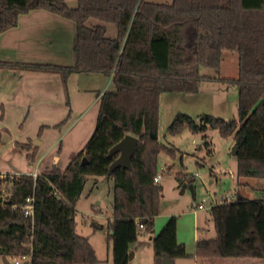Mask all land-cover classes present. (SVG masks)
I'll return each instance as SVG.
<instances>
[{"label": "trees", "instance_id": "trees-1", "mask_svg": "<svg viewBox=\"0 0 264 264\" xmlns=\"http://www.w3.org/2000/svg\"><path fill=\"white\" fill-rule=\"evenodd\" d=\"M39 9L75 23L74 63L0 60V68L57 73L64 81L74 73L101 74L112 78L114 88L101 96L94 132L64 171L55 166L37 179L30 173L12 179L0 176L1 257L31 255L30 264H98L89 238L77 232L76 205L90 177H105L114 180L113 218L108 224L113 264H129L131 245L142 231L154 233L160 213L163 189L154 181L159 155L175 154L158 136L164 93L195 94L203 82L235 84L238 119L179 114L169 133L188 127L203 133L207 148L209 130L233 136L238 177L264 179V0H78L74 8L65 0H0V34L17 27L21 14ZM90 20L103 24L89 26ZM105 24L117 27L115 37L108 36ZM225 51L238 54V76L201 75V68L220 69ZM126 135L139 139L131 167L111 172L119 154L110 155V150ZM17 145L35 162L33 144ZM177 180L178 187L185 188L184 178ZM32 195L35 226L30 248L28 221L21 208L12 206L21 207ZM209 214L215 237L198 238L193 256L178 243L177 218H170L152 240L154 264H164L165 259L172 264L187 258L264 259V198L239 196L214 206Z\"/></svg>", "mask_w": 264, "mask_h": 264}, {"label": "rangeland", "instance_id": "rangeland-1", "mask_svg": "<svg viewBox=\"0 0 264 264\" xmlns=\"http://www.w3.org/2000/svg\"><path fill=\"white\" fill-rule=\"evenodd\" d=\"M158 4H170L173 0H146ZM74 8L77 0H66ZM75 4V5H73ZM103 24L98 20H90L89 26ZM108 36H113L117 27L105 24ZM238 54L225 51L223 62L218 70L201 68L200 73L209 77L238 76ZM21 72L0 70V174L16 175L40 173L57 167L65 170L69 162L80 152L93 134L99 103L75 107L69 105V97L65 96L64 106L46 108L36 106L40 100V90H33L30 95H20L16 103L25 101L33 104L31 107L14 105L1 107L8 99L6 94L11 76ZM24 75V74H23ZM25 75L38 77L39 74ZM95 77L90 85L89 96L86 99L94 101L98 93L112 90L114 85L109 77L98 74H82L77 77ZM18 77V76H16ZM84 79V78H81ZM81 82V83H80ZM106 82L103 87V83ZM78 83V82H77ZM71 82L70 92L76 102L78 90L84 91L87 85L79 79V84ZM38 89L40 85L32 84ZM107 86V87H106ZM83 93V92H82ZM84 101V100H83ZM90 102V101H88ZM239 91L235 84L221 82H203L195 94L164 93L160 99L159 141L175 151L172 156L161 152L158 159V172L162 167L167 169L160 185L163 188L160 213L155 220L154 233L142 231L139 240L131 245L136 249L135 257L129 264H154V251L151 237L158 235L171 216L177 217V239L183 243L186 250L195 253L196 233L195 212L200 231L199 238L215 237V226L210 218V210H198L197 204L207 201L206 207L214 204L220 197L239 198L240 191H245L250 199L258 196L264 198L260 190H264L263 178H247L250 184L260 190L240 186L244 180L237 175V158L233 155L235 141L233 136L223 137L218 130H209L205 135L211 143L205 146L203 133H194L184 127L178 134L169 133V128L179 114H187L195 119L202 115H212L225 120L238 119ZM66 120V124L61 126ZM58 126V127H57ZM41 127L42 130H41ZM41 131V132H40ZM33 144L37 148V159L31 162L27 159V151L17 144ZM211 151V153H209ZM39 165V166H38ZM185 180V188H178V177ZM246 179V178H245ZM245 188V190L243 189ZM183 190V193H182ZM5 198V197H4ZM114 180L105 177H90L85 184L83 194L77 202V232L89 237L96 249L98 264H113L112 242L108 238V224L113 216ZM132 252V251H131ZM10 264L16 259L7 258ZM175 264H195L192 259H179ZM22 261L21 264H25ZM0 264H5L0 256Z\"/></svg>", "mask_w": 264, "mask_h": 264}, {"label": "crops", "instance_id": "crops-1", "mask_svg": "<svg viewBox=\"0 0 264 264\" xmlns=\"http://www.w3.org/2000/svg\"><path fill=\"white\" fill-rule=\"evenodd\" d=\"M154 3H157V2H154ZM77 4H78V0L76 2V6ZM116 35H117V31L114 32L113 36L111 37H115ZM74 36H75V23L73 21L66 19L62 16H59L57 14H54L47 10H43V9L32 10L28 13L20 15L17 27L9 29L5 31L4 33L0 34V60L10 61V62H15V63H38V64H55V65L69 66L74 63V56H73ZM0 70L1 71L7 70L9 72L10 71L11 72H21L22 74V75L14 74L11 76L12 78L10 79V82H9V84L11 85H9L8 88L6 87V90H7L6 94H8L9 96L6 101L2 102L1 107H4V106L11 107L14 105H21L22 107H31L33 104H29L25 101L23 102L20 101L19 103H16V100L18 99L20 95L26 96V95L32 94L33 90H40L42 94L38 96V98L43 101L41 102L39 101L37 104H35L37 107L40 106V107H46V108L48 107L50 108L60 107L61 108L64 106L63 104L65 101V96L68 95L67 96L69 97L68 106L72 108V110L76 106L81 107L85 104H89L88 106H91L92 104H94V106H96L97 103H99V108H100L101 96L103 95L105 91H107L105 90L106 88H104L102 92L98 93V95L94 97V101H91L90 99L85 100L86 96H89L90 91L91 92L93 91V90H90L92 89L90 88L91 83L93 84L94 81L96 80L94 79L95 77H91V76L87 78L77 77V76H82V74H85V73H74L70 75L66 81H64L63 77L57 73H49V72H42V71H29V70H24V69L0 68ZM26 73H33V74H39V75L38 77H34V76L25 75ZM98 75H101V74H98ZM81 78H84V79H81ZM109 78L110 80H112L111 77ZM222 78H233V77L223 76ZM79 79L84 81L87 87L85 88L84 91L78 90L79 95L76 98V102H75L73 101V98L71 96L70 85H71V82H75V81L76 83L78 82L77 84H79ZM32 84H38L40 85V87L36 89L35 87L32 86ZM105 84L106 82L103 83V87H105L104 86ZM98 113H99V110H98ZM97 117H96V122H97ZM35 147L38 148V146H35ZM243 179L244 180H242L239 183L240 186H243V187L246 186L254 190H260L256 188L254 185L250 184L249 181H247V178L246 179L243 178ZM243 189L245 190V188ZM260 191L262 192V195H263L264 190H260ZM239 196H242L245 198L250 197L243 190L240 191ZM4 197L7 198L8 195L5 194ZM257 198H262V196H258L255 199ZM196 213L197 212H195V217H196L195 228L198 233L200 231V228L199 226H197L198 219H197ZM172 217H176V216H171L170 218ZM111 220L112 219H110L109 222ZM177 229H178V224H177ZM197 233H196V241L199 238V235ZM153 238L154 237H151L150 239L151 245H152ZM178 243L183 244V243H180L179 241ZM131 251L133 253V259H134L135 257L134 252L137 253V250L131 248L130 253ZM186 251L188 255L190 256L194 255L193 252H190L188 250ZM187 259L194 260L195 264H264V259H257V258H244V259L243 258H237V259L187 258ZM175 263L176 262H174L173 264Z\"/></svg>", "mask_w": 264, "mask_h": 264}, {"label": "built area", "instance_id": "built-area-1", "mask_svg": "<svg viewBox=\"0 0 264 264\" xmlns=\"http://www.w3.org/2000/svg\"><path fill=\"white\" fill-rule=\"evenodd\" d=\"M167 172V169L165 167H162L161 171L158 172L154 178V181L156 184H160L162 179H163V175L164 173ZM31 175L37 179L41 173H39L38 171H35L33 173H31ZM0 176L3 179H7L10 178L12 179L15 175H6V174H0ZM54 194L56 196H60L59 192L55 190ZM8 195V193H7ZM235 201V198H228V197H220L216 200V202L214 204H211V206L206 207V203L207 201L204 200L202 203L197 204L195 206L196 209L198 210H206L208 208L212 209L214 206L219 205V204H223L225 202H233ZM13 209H17V208H21L24 214L25 219H27L28 224H27V232L29 233L28 238H29V242L27 243V246H29L30 248L32 247V240H33V233H34V226H35V196L32 195L30 197L27 198L26 203L24 205H22L21 207L14 205L12 206ZM141 229L144 228L143 225L139 226ZM22 261H28L29 263H31V255H25L22 256L18 259H16L15 264H21Z\"/></svg>", "mask_w": 264, "mask_h": 264}, {"label": "water", "instance_id": "water-1", "mask_svg": "<svg viewBox=\"0 0 264 264\" xmlns=\"http://www.w3.org/2000/svg\"><path fill=\"white\" fill-rule=\"evenodd\" d=\"M139 143V139L132 135H126L119 143H117L111 150L110 155L119 154V157L112 163L110 171H114L120 167H131L132 157L135 153L136 147ZM237 149L233 151V155L236 156ZM87 160L83 159V164H86ZM133 259V253H130L129 260ZM5 264H10L7 258L4 257ZM25 264H30L28 261ZM164 264H172L169 259L164 260Z\"/></svg>", "mask_w": 264, "mask_h": 264}]
</instances>
